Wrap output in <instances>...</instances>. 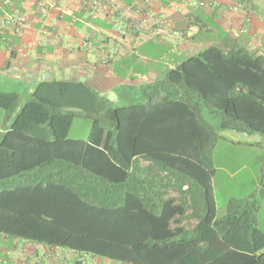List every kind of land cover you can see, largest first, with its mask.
<instances>
[{
	"label": "trees",
	"instance_id": "16d2710c",
	"mask_svg": "<svg viewBox=\"0 0 264 264\" xmlns=\"http://www.w3.org/2000/svg\"><path fill=\"white\" fill-rule=\"evenodd\" d=\"M142 92L131 131L120 111L132 105L83 81H41L24 101L0 91L4 122L14 114L0 132V233L127 264H264L260 201L231 199L217 217L210 157L220 131L264 135V55L211 45ZM200 104L220 115L217 130ZM160 112L168 125L152 128ZM75 116L91 120L84 139L67 135ZM136 155L181 177L185 200L149 204L133 184Z\"/></svg>",
	"mask_w": 264,
	"mask_h": 264
},
{
	"label": "crops",
	"instance_id": "0c3cea01",
	"mask_svg": "<svg viewBox=\"0 0 264 264\" xmlns=\"http://www.w3.org/2000/svg\"><path fill=\"white\" fill-rule=\"evenodd\" d=\"M18 15L25 18L22 25L13 20ZM211 45L264 55V0H0V91L14 92L24 101L41 81H83L120 107L132 105L121 109L120 125L135 131L147 112L143 87L166 83L169 70ZM169 119V113H155L150 126L165 128ZM6 127L3 123L2 132ZM225 131H231L230 138ZM234 132L223 130L218 137L263 149L262 139H239ZM212 168L217 212L218 167L213 160ZM131 169L134 187L147 191L149 204L185 200L188 186L178 175L141 155L132 158ZM233 174L229 172L230 179ZM248 196L226 195L224 210L229 200ZM262 202L256 220L264 232L259 223ZM194 222L182 219L181 225ZM0 264L127 263L0 233Z\"/></svg>",
	"mask_w": 264,
	"mask_h": 264
},
{
	"label": "rangeland",
	"instance_id": "374dc122",
	"mask_svg": "<svg viewBox=\"0 0 264 264\" xmlns=\"http://www.w3.org/2000/svg\"><path fill=\"white\" fill-rule=\"evenodd\" d=\"M202 116L205 120L210 122L213 127L218 126L220 122V115L212 112L205 105L201 106ZM13 115L5 119V111L0 107V132H2L3 123L7 125L11 122ZM91 120L82 116H75L72 119L68 137L82 139L85 138ZM231 131H225L223 134L225 138H230ZM239 139L250 138L256 139L264 143V135L257 133L246 132L233 133ZM242 137V138H241ZM211 166L212 160L216 170V195H217V213L220 217L224 213V197L231 195L235 197H242L246 194L253 195L260 202H262V194L264 192V147L260 151L253 146H244V144H232L225 139L219 138L215 141L214 147L211 150ZM245 164L246 169L239 170L240 165ZM259 164H262L259 167ZM234 172L232 179L228 174ZM249 197V196H248ZM259 214L260 227L264 230V202Z\"/></svg>",
	"mask_w": 264,
	"mask_h": 264
},
{
	"label": "built area",
	"instance_id": "2783aa9c",
	"mask_svg": "<svg viewBox=\"0 0 264 264\" xmlns=\"http://www.w3.org/2000/svg\"><path fill=\"white\" fill-rule=\"evenodd\" d=\"M24 16L23 15H18L16 17H14V22H16L19 25H22L24 23Z\"/></svg>",
	"mask_w": 264,
	"mask_h": 264
}]
</instances>
